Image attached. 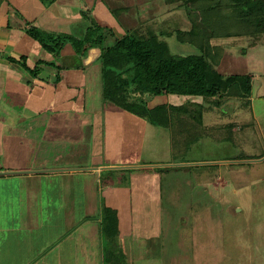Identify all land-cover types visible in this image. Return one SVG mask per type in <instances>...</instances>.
I'll use <instances>...</instances> for the list:
<instances>
[{
	"label": "rangeland",
	"instance_id": "1",
	"mask_svg": "<svg viewBox=\"0 0 264 264\" xmlns=\"http://www.w3.org/2000/svg\"><path fill=\"white\" fill-rule=\"evenodd\" d=\"M100 1L96 0V3ZM212 1L216 3L219 0ZM212 1L130 0V5L125 4L128 12H116V20L124 30L139 28L141 33H146L149 29L164 32L163 37L172 53L179 55L198 53V50L194 44L181 42L175 29L189 30L196 24V30H201L204 37H210L212 53L221 54L212 59L215 68L226 75L248 73L252 80L250 97H222L219 108L207 102L201 111L200 104H184L176 97L173 103L178 105L179 112L173 114L176 116L173 118L175 127L155 125L153 130L149 121L123 109L105 106L106 113L111 110L120 112L114 125L127 135L129 142H126L124 152L122 151V157H125L122 159L125 160L121 159L119 163L128 161L172 165L157 170L161 174L159 212L163 223L161 239L154 241L156 251L160 253L159 264H264V30L253 22L252 12L244 20L237 18V12L227 8L226 0H220L219 7L212 10L215 14L209 12V15L202 17L199 14L198 17L196 11H200L206 2ZM187 4L193 9L189 10ZM92 9L82 10L84 19L90 26L104 28L95 16H91ZM189 11L195 15H189ZM87 28L88 26L83 29L80 38L87 32ZM112 31L113 29L103 30L107 38H111V42L107 40L106 45H111L114 37H117L118 33H111ZM222 33L225 34L221 35ZM199 43L206 45L204 40ZM95 48L99 53L100 48ZM100 69L99 85L103 86L101 60ZM101 93L103 97V90ZM80 98L79 106V99L76 100L75 112L68 111L64 117L61 113H51L49 118L43 120L45 124L48 123L43 128L38 126L40 118H30L27 126L16 129L15 134L21 136L23 143H36L50 138L71 141L69 136L54 134L57 125L60 127L61 123H71L68 120L70 115L75 128L72 132L75 141L72 142L92 143L95 129L91 122L96 115L86 110L84 98ZM142 121L147 126L151 125V128H138L139 140L134 139L138 137L135 124H142ZM130 124H134L135 130ZM21 146L15 143L14 147L19 150ZM3 164L1 161L0 165ZM142 171L110 170L97 180L100 189H97L96 194L98 210L95 215L103 221L104 250L115 247L118 252H129L127 247L124 249L122 246L129 242L121 241L120 234L114 238L106 231L107 225L109 226L107 220L112 216V209L119 215L117 207L121 202L128 206L134 204L130 173ZM106 179L116 191L109 192L106 189ZM121 179L124 184H120ZM29 186L35 191L40 183L37 179H26L20 175L0 176L2 264L9 261L7 254L12 251L32 253L36 248L41 250L38 244L32 243L28 247L24 242L18 241L21 236L28 238L31 234L25 232L22 221L30 217L46 221L50 217L48 222L52 223L53 215L59 214L57 204L49 203L48 208L45 203H37L39 196L32 197V207L27 206L26 192ZM121 186L123 187L119 189ZM41 198L45 200V197ZM153 203L158 207V203ZM135 205L145 204L138 200ZM55 206L57 210H54ZM158 210H154L157 216ZM146 216L148 217L145 210H138L131 217ZM51 227L52 225H42L40 235L45 237ZM3 253L5 257L2 256ZM39 255L37 253L36 256ZM29 256L34 255L32 253ZM132 258L133 255L129 252V261Z\"/></svg>",
	"mask_w": 264,
	"mask_h": 264
},
{
	"label": "crops",
	"instance_id": "2",
	"mask_svg": "<svg viewBox=\"0 0 264 264\" xmlns=\"http://www.w3.org/2000/svg\"><path fill=\"white\" fill-rule=\"evenodd\" d=\"M129 1L101 0L96 3V0H0V164L1 161L4 162L0 165V172H6L0 176L20 175L26 179H37L40 187L35 191L31 186L28 187L26 205L31 206V201L34 204L32 197L39 196L37 203H45L48 208L49 203H54L59 210V214L53 215L52 223L48 222L50 217L46 221L30 217L21 222L25 232L31 234L28 238L18 237V241L24 242L28 247H31L32 243L38 244L41 250L36 248L35 252H32L34 256H29L32 254L29 251H12L7 254L9 261L6 264H106L102 246L104 225L102 218L95 215L98 210L96 194L97 189H100L97 180L100 175L110 170L137 169L143 171L130 173V190L134 204L128 206L121 202L117 207L120 211L118 234L121 241L129 242L123 243L122 246L124 249L127 247L133 255L130 262L129 252L124 253V257L128 259L127 261L125 258V264L160 263V253L156 251L154 242L161 239L163 224L159 212L161 174L157 170L172 165L128 161L119 163L125 158L122 157V151L124 152L128 138L114 125L118 114L121 115L120 112H105L101 96L102 86L99 85L101 69L97 48L91 49L87 56H82L70 42L63 47L61 56L54 58L29 33L30 28L36 26L46 32H64L80 37L83 29L89 26L82 10L93 8L91 16H95L105 29L117 32L119 38L125 31L117 23L116 12L124 13L127 10L125 4ZM107 40L111 42V38L106 37L105 45ZM22 56L27 58L29 68L39 66L38 75L30 73L20 63L9 59H19ZM80 97L84 98L86 110L96 115L91 122L92 128L95 129V139L92 143L72 142L75 141L72 133L75 128L70 115L68 120L71 123H61L60 127L57 125L54 134L69 136L71 141L50 138L36 143H23L21 136L15 134L16 129L27 126L30 118H40L38 126L43 128L48 124L43 120L49 118L51 113H61L64 117L68 111L75 112L74 106L77 99L79 106ZM173 97L171 94L157 96L150 100L148 105L154 107L168 103L169 111L176 112L178 105L173 103ZM144 123L142 121V124H135L138 137L134 139L139 140L138 128H151V125ZM133 125L131 126L135 130ZM153 127L154 124V130ZM57 129L60 131L57 132ZM15 143L22 145L21 149H16ZM62 168L69 169L60 170ZM122 179L120 184H124ZM105 184L109 192L116 191L107 179ZM42 193L44 195L41 196ZM41 197H45V200ZM126 200L128 201L127 198ZM138 200L145 205H135ZM153 202L158 203V207ZM113 206L115 207V204ZM57 207L55 206L54 210H57ZM157 208L158 216L154 214ZM138 210H145L148 217H131ZM42 225H52L45 237L40 235ZM37 253L40 255L36 256ZM2 256L6 255L3 253Z\"/></svg>",
	"mask_w": 264,
	"mask_h": 264
},
{
	"label": "trees",
	"instance_id": "3",
	"mask_svg": "<svg viewBox=\"0 0 264 264\" xmlns=\"http://www.w3.org/2000/svg\"><path fill=\"white\" fill-rule=\"evenodd\" d=\"M226 1L229 11L233 9L237 12V18L244 20L246 15L252 12L253 22L264 30V0ZM220 4V0L216 3L206 2L202 11H196L197 16L200 17L199 14H202L203 17L209 15V12L215 14L213 9H217ZM187 7L189 10L193 9L188 4ZM189 15L195 14L189 11ZM118 25L120 26L119 23ZM87 29L82 38L64 32H46L36 26L30 28L29 33L54 58H59L63 47L70 42L76 52L82 56H87L95 47L100 48L99 59L103 64L102 101L105 106L111 105L128 111L149 121L152 125L175 127L173 118L176 116L173 114L179 111L170 112L168 103L150 107L148 105L150 100L171 94L174 96L173 99L179 97L181 103L200 104L201 110L207 102L219 108L222 97L251 96L253 88L251 76L248 73L226 75L215 68L212 59L217 58L220 53L217 55L212 53L210 37H204L201 30H196V24L189 30L175 29L177 38L181 42H188L197 47L198 53L188 55L172 53L163 37L164 32L159 33L149 29L146 33H141L139 28L125 29L123 36L115 37L111 45H105L107 36L103 32L104 28L89 25ZM223 34L225 33L221 35ZM200 40H204L206 45L199 43ZM9 59L20 63L34 75L40 72L38 65L34 68L28 67L25 56L19 59L9 57ZM111 212L112 216L107 220L109 226L107 225L106 231L115 238L118 235V216L114 209ZM105 260L106 264L126 263L123 251L118 252L115 247L105 249Z\"/></svg>",
	"mask_w": 264,
	"mask_h": 264
},
{
	"label": "water",
	"instance_id": "4",
	"mask_svg": "<svg viewBox=\"0 0 264 264\" xmlns=\"http://www.w3.org/2000/svg\"><path fill=\"white\" fill-rule=\"evenodd\" d=\"M69 168H62V169H60V170H68ZM59 170V169H58ZM2 173H6V172H0V174H2Z\"/></svg>",
	"mask_w": 264,
	"mask_h": 264
}]
</instances>
